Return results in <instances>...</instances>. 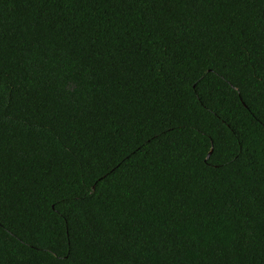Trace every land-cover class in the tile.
<instances>
[{
    "label": "trees",
    "instance_id": "16d2710c",
    "mask_svg": "<svg viewBox=\"0 0 264 264\" xmlns=\"http://www.w3.org/2000/svg\"><path fill=\"white\" fill-rule=\"evenodd\" d=\"M0 264H264V0H0Z\"/></svg>",
    "mask_w": 264,
    "mask_h": 264
}]
</instances>
